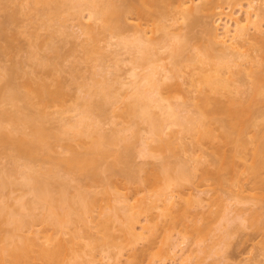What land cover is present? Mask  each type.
Returning <instances> with one entry per match:
<instances>
[{
	"label": "bare ground",
	"instance_id": "bare-ground-1",
	"mask_svg": "<svg viewBox=\"0 0 264 264\" xmlns=\"http://www.w3.org/2000/svg\"><path fill=\"white\" fill-rule=\"evenodd\" d=\"M159 1L119 0L120 3L116 4L114 0H29L26 3L27 5L44 4L51 11L52 17L60 14L63 10H72V15L80 18H84L83 13H86L87 23L79 22L77 27L80 34H77L76 37L79 38L80 35L88 37L89 42L87 40L86 44L90 45L87 46L81 41V46L85 57L93 61L94 64L91 66L90 77H87L89 79L82 77V81L79 82L77 86L79 93L75 97L74 106L70 108L64 107L63 102L69 93L60 81L35 78L17 64L9 71L5 83L0 85V149L10 152L9 157L13 164L11 169L6 170V168L0 171V232L5 225L10 226L8 234L5 237H0V264H68L69 259L71 260L68 257L73 254L76 257L75 253L79 258L83 249L81 246L88 245V242L84 241V245L79 243L82 239L90 236L85 229L77 231V233L72 232V235L70 233V237L67 239L62 238L63 236L56 238L54 234L58 230L59 232L63 231L68 224L88 227L90 219L88 221L87 217L91 216L90 213L95 207H98L99 198L96 196L97 194L94 195L96 192H93L94 194L88 192L89 189L86 191L76 187L71 192L73 189H69V181L67 182L68 179L64 177V174L87 170L95 180L102 181L104 172L112 169V165L104 164V160L114 154L110 149L111 145L124 142L120 151L116 153L115 164H123L124 174L135 181L141 179L136 178L135 170L134 173H131L133 170L130 172L128 169L131 168L129 159L133 143L138 147L137 155L143 158H154L158 154L156 152L163 149L172 150L175 142L179 143L182 152H186L189 148L184 137L180 135L182 132L195 135L200 141L218 140V146L214 152L220 161L217 172L219 169L220 172L221 169L222 171L223 169L232 170L236 163L234 158L237 159L240 155V158H243L242 151L238 150L236 146L244 145L242 139V134L246 131L244 116L250 112V104L263 101L264 96V36H262L264 34L262 31L264 0H247L243 9L240 0ZM223 3H227L228 10L225 20H222L220 16L223 13L221 9ZM232 3L236 6L239 5L238 10L243 12V17L238 16L239 11H231ZM156 7L158 9H155ZM154 12L157 13L154 14ZM128 13L135 14L139 18L148 17L155 24L148 27V24L143 26L141 22H137L131 28L133 29L131 35H125L127 30L125 19ZM162 15L163 17L166 15V22L162 21ZM199 15L210 18L216 27L209 26L210 28L205 29L210 45L204 50H199L197 47L194 50L195 48H193L194 53H190L186 58L187 65L192 66L191 73L188 74L192 79H188H190L193 89L185 91L190 94L184 95V97H188V100L182 102L181 107H178L170 102L171 96L164 95V90L167 94L171 87L169 82L181 76L177 66L180 63L183 49L188 43V37L179 32L181 26L180 28L178 26L186 20L195 23L199 19ZM100 32L107 34V40L103 46L98 44ZM156 32L160 33L159 39L153 36ZM32 35L37 38V34ZM33 42L35 43V41ZM51 46L54 47L53 44ZM115 46H119V50H112ZM257 50L262 53L260 58L252 55V52ZM166 58L170 59L168 66L164 61ZM210 58L215 60L209 62ZM108 59L111 61V68H109V64L106 65L109 62ZM125 63L128 64L127 69L121 74L117 73L116 71ZM226 73L229 76L239 77V81L249 83L250 103L240 102L235 96L227 95V92H231L230 86L232 85H230L229 79L224 76ZM5 74L7 73L0 72V79ZM194 76L196 77L193 78ZM19 78L22 80L18 82ZM234 88L237 90L234 89V92L238 93L237 87ZM194 92L199 93L196 94L198 99L196 95L192 94ZM194 99H197V102ZM104 105H109L114 112L118 111L119 106L122 105L123 109L117 115L141 120L145 125L144 130H140L142 131L140 132L139 129L133 127L118 129L113 127L111 129L113 131L107 133L102 120L93 114L94 110L102 108ZM56 106L61 110L58 111L59 117H61L57 129L50 131L45 125L49 119L45 110ZM191 106L193 109L195 106L197 115L192 113L191 109L188 110ZM182 110H186V113L182 114ZM71 112L73 114L70 116L63 115ZM260 116H264V114L260 113ZM213 123H219V127L212 128ZM174 127L178 128L174 130ZM126 131H129L130 134L127 135ZM51 138L58 146L59 144L63 145L65 150L69 151V155L60 156V158L47 155L46 153L52 149V145L49 143ZM83 139H88L89 143L87 144ZM74 141L79 143L84 141L88 146L86 145L82 152L73 150L74 146L79 144ZM63 142L65 143L63 144ZM72 144L74 145L72 146ZM226 146L230 147L225 149ZM253 155L254 163L251 168L256 174L264 167V136L260 137V143L255 148ZM201 158L200 155H192L189 159L192 166H189L191 163L188 164V160L187 163L183 162L175 168L167 166L166 160L162 159L158 170L155 168L156 171H152V166H146V163L141 167L139 165L137 169L140 171L138 170V172L144 171L146 175L142 180L148 184L151 183L154 187V190H151L152 193L150 192V195L142 199L144 206L142 204L140 207L137 203L134 205L126 198L121 201L120 197L114 195L113 199L116 201L119 199L118 202H122L121 205L119 204L120 206L116 208L111 204L110 211L107 210L109 213L105 214L104 210L100 212L102 215L105 214L104 218L107 221H111L112 217L115 218L118 221L121 235H124L123 237L128 240V243L133 244L134 240L142 238L144 234L142 231L135 232L137 223L141 224L138 218L139 213L147 212L148 214L149 212L152 217L149 216L148 219L156 221L157 224L155 218L171 214L172 208L175 207L178 211L185 208L178 201L180 199L183 201L184 198V194L180 193L183 187L180 186L183 181H189L193 177L191 175L195 176L196 169H199L197 164L203 163ZM213 158L214 161L217 159L216 156ZM39 162L48 163V166L43 167V163L36 166V163ZM216 166L217 164L215 168ZM206 171L209 170H204V172ZM208 173L206 172V175H209ZM14 187L21 190L26 189L25 191L29 190L27 192L31 193L33 197L30 200L26 199L24 190H22L23 193L14 196L13 200L20 209L18 211L10 209L8 198L6 199L4 195L6 188ZM104 193L108 195L110 192L106 189ZM188 194L191 195L190 192ZM190 195L188 201L193 199L190 206L193 202L200 208L205 207L206 193L205 196L195 195L194 198ZM107 200L112 199L109 196ZM108 202L106 205L109 207L111 202L107 204ZM37 204L43 206L45 212L34 217L33 210ZM22 210L27 211L26 215H23ZM25 216L29 218L26 219ZM161 218L164 219V217ZM248 218L244 211L243 214L240 212L236 219L239 222L238 225L245 226L244 221H247ZM37 220L40 223H48L53 229L43 235V239L33 234L31 230L32 223ZM227 221L230 223V220ZM232 221L231 225L224 224V231L227 234H230L228 231H231L229 229L233 227ZM98 222L96 223L102 224V220L101 222L98 220ZM242 223L244 224L241 225ZM147 224L149 225V223ZM103 225H107L105 221ZM103 225L101 226L104 227ZM146 225L141 226V229L145 231L150 228ZM150 225L155 226L152 223ZM105 229L103 228L104 233ZM106 236L102 237L105 239ZM108 237L110 238L107 240L100 237L99 240L93 236L91 239L94 244L101 240L102 245H108L109 242L114 244L115 242L111 241L115 238L111 235ZM222 241L225 240L222 239ZM77 246L81 248V251ZM116 246L119 247V243ZM176 246V244L173 246V250ZM219 246L220 248H217L218 250L216 249L215 252L219 253L217 255L222 258V261L219 260L220 263L229 264L227 259H223L227 255L225 246L221 247L218 244L217 247ZM123 247L122 244L120 250ZM75 248L80 252H77ZM178 248L180 250V246ZM72 250H75V253ZM192 254H186L178 264H192L194 258ZM75 257L72 260L77 258ZM120 259L119 254L115 257L107 256L108 261H105V264H120ZM203 261L205 260L203 259ZM73 262L75 264L84 263L82 261L77 263L76 260ZM84 264H86V260Z\"/></svg>",
	"mask_w": 264,
	"mask_h": 264
},
{
	"label": "rangeland",
	"instance_id": "rangeland-1",
	"mask_svg": "<svg viewBox=\"0 0 264 264\" xmlns=\"http://www.w3.org/2000/svg\"><path fill=\"white\" fill-rule=\"evenodd\" d=\"M28 1L29 0H0V72L7 73L2 79H0V85L5 83V81L8 79L10 73L9 71L15 64H17L20 65L22 67L21 69H23L25 72H30L35 78H45L49 81L56 79L60 81L64 89L69 93V95L66 97V100L63 102L64 107L70 108L74 106L75 97L79 93L77 88L79 82L82 81V77L89 79L87 77H90V71H92L91 66L94 64L93 61L85 57L82 49L83 47L81 46V41L83 42V44H86L88 37L84 35H80V39L76 37L77 34H80V31L77 27V25H79V22L84 24L87 23L85 19L86 13H83L84 18H80L79 16L72 15V10H63L60 14L52 17L51 11L48 10V8L44 4L39 3L27 5L26 3ZM114 1L116 2V4L120 3L119 0ZM246 1L247 0H240L242 9L244 8L243 6L246 5ZM159 2H161V0ZM232 6V12L239 11V5L236 6V4H233ZM155 9H158V7H156ZM221 9L223 13L220 16L222 20H225V15L228 13L227 3H223ZM155 13L157 12H154V14ZM128 14L125 19V23L127 26V30L124 33L125 35H131V32L133 30L131 28H133V26L137 22H141L143 26H147L148 24V27H151L153 24H155V22L148 17L139 18L135 14ZM238 16H244L241 10L239 11ZM198 17L199 19L195 23H191L190 21L186 20V22L183 21L181 25H179L180 23L178 24V28H180L181 26L179 32L188 37V43L183 49L182 55L180 57V63L177 66L178 70H180V75L182 76V78L180 76L178 77V79H172V81L169 82L171 87L169 88V92L167 94L166 90H164V95L171 96L170 102L178 105V107H181L182 102H187L188 100V97H184V95H188L189 93H186L185 91L189 90L190 88L193 89V86L191 87L190 85V79H188H192V77L188 75L191 73L192 66L187 65L188 63L186 62V58L190 55V53H194L193 48H195L194 50H196V47L199 50H204L210 45L209 36L206 30L207 27H216L212 20H210V18H206V16L204 15H202L201 17L199 15ZM162 21L166 22V15L165 17H163ZM62 25H64V28H62ZM262 31L264 33V25L262 26ZM32 34H37V38H35ZM106 36V33H99V46H103L105 44L107 40ZM153 36L159 39L160 33L156 32ZM262 36H264V34H262ZM31 41H35L36 44L33 42L34 44L32 45ZM52 44L55 48L51 46ZM119 48V46H115L114 48H112V50H119ZM31 53H35V56ZM253 54L260 58V55L262 53H259V51L257 50L253 51L252 55ZM31 56H33V58H31ZM214 60L215 59L210 58L209 62H212ZM107 61H109V59ZM164 61L168 66V61H170V59L166 58ZM108 64L110 66L109 68H111V61L106 63V65ZM126 64L127 63L122 64L119 70L116 72L120 74L123 73L127 69L128 64ZM116 72L114 71V73ZM227 74L228 73H226L224 76L229 79L230 85H232L230 86V90L231 92L233 91L232 93L227 92V95L235 96V98H238L240 102H244L246 104L250 103L249 83L239 81V77L229 76ZM195 77L196 76H194L193 78ZM21 80V78L17 79L18 82ZM234 87H237V89L239 90L238 93L234 92L236 90ZM192 94H194L195 96L199 93L194 92ZM197 99H194V101H196ZM7 107L9 108V106ZM119 108L120 109H118V111L114 112L109 105H104L102 108L93 111V114L97 116L98 119L102 120L101 122L104 124L103 126L107 133H110L109 131H111L113 127L114 129L115 127H117V129L122 127H133L135 129H139V131L144 130L145 125L141 120L131 119V117H126L123 115L118 116L117 114L121 113L120 111L123 109V106L121 105V107L119 106ZM188 110L197 115L195 106L194 109L193 106H191L188 108ZM45 111L48 113L49 117V119L45 122L46 127L50 129V131L56 130L59 124V119L61 117H59L60 113L58 111L61 110L58 108V106H56L50 107ZM181 113L185 114L186 110H182ZM260 113L264 114V96L263 101L252 102L250 104V112L244 116V122L246 126V131L242 134L244 145L236 146L238 150L242 151L243 158H240L241 155L238 158L236 157L237 159L234 158V162L236 163L235 165H233L232 170L230 169V171H228L223 169L222 171L221 169L220 172L219 169V172L221 174L217 172L220 161L217 155L214 153L215 149L218 146V140L216 139H213L210 142L200 141L197 136L182 132L180 133V135H182L184 137V140L188 143L187 145L189 149L186 152H182V150L180 149L181 147L178 145L179 143L175 142L172 150L163 149L160 152H156L158 154L154 158L139 157L137 155L138 152L136 153L138 147L135 143H133L129 159V165L131 168L128 169H130V172L133 170L131 173H134V170L135 172H137L134 173L137 175L136 178L141 179H136L137 181H135V179H129L124 174L123 164H115L116 153L120 151L124 142L121 141V143L118 142L114 145H111L110 149L114 154L109 155L110 157L104 160V164L112 165V169L104 172V178L102 179V181L95 180L87 170V172L85 170H79L70 172L66 175L64 174V177H67L66 179H68L67 182L69 181V189H73L71 192H73L76 187L86 191H88L87 189H89L90 191L88 192L90 193L96 192L95 194H93H97L96 196H98L99 198V205H97L98 207H95L91 211V216H88L87 219L88 221L90 219L91 222V220L95 218L97 221L94 219L91 223L88 222V227L86 226L88 229L86 227L83 228L82 224V227L80 225L71 226V224H68L69 226L67 225V227L64 228L63 231H60L61 233L59 232V230L57 231L58 234L55 232V237L61 238L63 236L62 238L67 239L68 237H70V233V235H72V232L77 233V231L80 232L84 229L85 231H87V233L90 235L89 238L82 239L79 243L80 245L81 243L84 245V241L85 243L88 242V245L86 244V246H81V248H83L87 253H85L82 249V253L79 254L80 256L78 255V258L75 250H72L76 254V257L78 258L77 259L71 251V253L76 258L75 260L77 263L79 261L85 263L86 260V264H105V261H108L107 256L115 257V255L119 254V257L121 258L120 264H178L179 260L182 259V257L186 256V254L193 253L192 255L194 258L192 259V264H223L220 263V261H222V258H220V255H217L219 253L216 254L215 252L217 248H220V246L217 247L219 244L221 245V247L222 245L223 247L225 246V253L227 255L223 257V259H227L226 261H228L229 264H264V167L263 169L261 168L260 170H258L259 172L257 171L258 173L256 174L253 173L251 168L254 163L253 152L255 151L257 145L260 143V137L264 136V116H260ZM71 114L73 113H65L63 115L70 116ZM211 127L217 129V127H219V123H213ZM177 128L178 127H174L173 129L176 130ZM126 134H130L129 131H126ZM84 141L87 144L89 143L87 142L88 139H85ZM84 141L83 143L82 141L80 143L78 141H74L76 142V144H79L75 145L74 149H72L82 152L83 150H85L87 145ZM49 143L50 145H52V149L51 151H49V153H46L47 155L49 154L54 158H60V156L66 157L69 155V151H66V148H64L63 145V147L60 146V144L58 146V144H56V142L52 138L49 139ZM64 143L65 142H63V144ZM73 145L74 144H72V146ZM229 147L230 146H226L225 149H228ZM195 154L202 157L201 160L203 161V163L201 162L202 164H197L199 169H196L195 176L194 174L191 175L193 177H191L189 181H183L182 186H180L183 187L180 193L184 194H182L184 197V202L182 201V199L178 201L180 205L185 208L180 211H178L175 207L172 208V220L171 214H167L166 216H160V218L157 219L155 218V220H157V224L156 221H151L150 219H148L149 216L152 217L149 212L148 214L147 212L139 213L140 215L138 214V218L141 224L139 222L137 223V229L135 232L138 233L142 231L144 232V234L142 235V238H137L136 241L134 240L133 244H131L130 242L128 243V240L123 237V234L121 235V231L118 229V221L113 217L111 221H107L106 218H104V215L106 214V212L109 213L108 211H110L109 209L111 208V204L113 205V207H119L121 205L120 203L122 202H118V200L121 199L122 201L123 198H126V200L128 199L129 202L134 205L135 203H137L140 205V207L144 206V201L142 202V199L144 197H147V195H150V192L151 190H154V187H152L153 185H151V183L148 184L147 182H144L142 180L146 175L144 171L138 172L139 169L137 168H139V165L141 167L146 163L145 165L150 167L152 166V171H154L155 168L157 169L159 167L160 160L162 161V159H165L168 163L166 164L167 166H169L170 168H175L183 162L187 163V161L191 159L192 155ZM9 156L10 152L8 150L0 149V171L6 168V170H9L11 169V167H13L11 158ZM215 156L218 159V161H216L217 159L215 160L217 162L216 168V164L214 163L215 161L213 158ZM189 161L188 164L191 163V165L189 166H192L191 160ZM42 163L43 162L36 163V166H39ZM42 165L43 167H45L46 165L48 166V163L46 164L44 162ZM125 168L127 167L125 166ZM204 170H209L206 171L209 172V175H206V172H204ZM216 172L217 174L215 175ZM219 176L222 177V179H220ZM195 187L198 188L196 189ZM106 189L110 192L108 195H105L104 193ZM22 190L25 191L26 189ZM22 190L18 189L17 187L5 189L4 195L6 199L8 198L7 200L10 204L11 210H20L18 208V205L14 202L13 197L23 193L24 191ZM239 190L242 191L240 192ZM27 191H25V197L26 199L30 200L33 197L32 194ZM114 192L115 194H113ZM189 192L191 193V195L188 194ZM205 193L207 200H205L204 208L198 207L193 202L190 206V203L191 201H193V199H190V201H188L189 195L194 198L195 195L205 196ZM114 195L120 198L116 201V199H113ZM258 195L260 196L259 198ZM109 196L110 199H112L110 201L107 200V197L109 199ZM108 201L111 203L109 204ZM106 202H108L107 204H109V207L108 205H106ZM117 203L118 205H116ZM100 204L101 207H99ZM137 204L136 206L140 208ZM105 207H107L108 209ZM134 209L136 210V208ZM103 210L105 213L104 215H102L101 213ZM243 211L249 218L247 221H244L245 226L243 225L244 223L241 224L243 226H239V222H237L238 220L236 219L240 212L243 214ZM44 212V207L39 204H37L33 210L34 217L40 216ZM22 213L23 215H26L27 211L22 210ZM161 217H164V219H162ZM25 218L28 219L29 217L25 216ZM100 219L102 220V224L99 225L98 220L101 222ZM103 219H105V224H107L109 228L107 225H103ZM226 220H230V223L233 220V227L229 229L231 231H228L230 234H227L224 231V226L226 225L225 223H229V221L226 222ZM34 222V224L32 223L31 230L33 231V234H35L39 238L41 237V239H43V235L53 231V229H51L52 226L50 228L48 223H40L39 220ZM146 223H149V225L147 224V226ZM151 223L152 225H156L151 226ZM143 224L150 228L145 229V231L144 229L142 230L141 226H144ZM97 225L101 228H98ZM101 225H103L104 227H102ZM96 226L97 228H95ZM103 228H106L105 233ZM9 229L10 226L8 225H5L3 228H1L0 237H5L8 234ZM110 235L111 237L115 238L113 241H111L115 242L114 244H110L109 242L108 245H102L100 243L102 242V240L94 244L93 240L91 239L92 236L94 238L100 237L102 239H104L103 237L106 236L107 238L105 237L104 240H107L108 238H110L108 237ZM223 236L224 238H222ZM222 239L226 242L222 241ZM116 243H119V247L116 246ZM122 244L124 247L120 250ZM175 244L178 247L180 246V250L183 246V249L180 251L176 246L175 250H173V246ZM81 248L78 247L80 251ZM78 249L77 252H80ZM73 255H70V257H68L71 258V260L69 259L68 264L70 262H72V264H75V262H73L75 260H72L74 258ZM202 255L204 256L203 258ZM203 259L205 261H203ZM89 260L91 261L90 263L88 262Z\"/></svg>",
	"mask_w": 264,
	"mask_h": 264
}]
</instances>
